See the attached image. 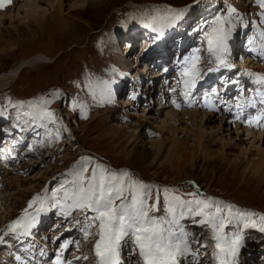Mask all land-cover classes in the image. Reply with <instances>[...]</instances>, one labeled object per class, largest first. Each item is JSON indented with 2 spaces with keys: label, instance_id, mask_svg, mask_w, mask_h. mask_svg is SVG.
<instances>
[{
  "label": "rangeland",
  "instance_id": "374dc122",
  "mask_svg": "<svg viewBox=\"0 0 264 264\" xmlns=\"http://www.w3.org/2000/svg\"><path fill=\"white\" fill-rule=\"evenodd\" d=\"M23 1L11 0L0 10H10L14 4ZM52 1L55 3L51 4V0H34L31 6L36 7L38 12L30 17L20 15L14 22L5 20L0 24V73H7L23 60L40 57L34 65L22 66L13 83L0 90V123H6L5 127L9 128L13 126V121L39 116L43 107L56 117L55 123L44 119L41 137L34 146H18L32 147L30 154L24 157L20 155V159L9 162L12 166L0 169V237L3 238L0 254L7 249L4 243L13 235L7 231L8 225L24 214L33 197L38 194L50 197L63 181L71 179L67 175L69 171L80 166L91 170L96 165H102L117 174L126 171L132 179L152 186L143 191L149 193L147 204L156 206L150 215L158 219L167 216L172 197L192 199L189 193H197L200 198H210L221 205H233L243 212L264 214V176L251 170L257 162V150L264 151V141L250 144L245 135L248 131H260L264 136V120L259 121L262 126L256 125L258 128L245 123L246 116L258 114L256 109L250 107L245 108L240 120L235 119V105L240 98H233L235 93L224 96L225 92L209 90V87L206 89L209 85L199 83L210 72L209 67H216L214 60L211 64L208 62L207 45L202 40L201 29L206 28L215 16L224 15L229 8H235L239 19L234 18L236 26L227 54V62L231 67H220L215 72H223L222 79L228 76L227 82L231 84L235 81L242 85L247 80V87L253 92L240 90L236 97L244 93L245 100H260L257 92H264V84L256 80L258 76H264V57L259 55L264 45V38L260 35L264 32V23H261V9L255 0H62L61 4ZM210 8H215V11L203 15ZM169 10L184 11L174 26L169 27L167 20H161L147 31L149 34L151 32L153 38L160 31L153 34L151 28L161 29L165 37L175 32L173 37H176L170 47L171 58L163 60L157 67L159 72H163L158 78H161L164 86L156 97L158 102L162 100L163 103L155 105L144 102L145 95L151 93V86L148 85L150 72L143 65L148 60L143 58L144 55L147 57L149 40L153 38L141 36L139 32L129 41L128 31L133 29L136 34L130 23H149L152 17H164ZM194 18L197 22L192 24L190 21ZM187 22L191 26L184 38L192 39L193 42L187 43L181 51L176 50V39L181 33L174 30L177 27L184 29ZM241 27L245 31V38H241L238 32ZM249 40L255 42L249 44ZM195 49H200L201 79L192 89L191 95L185 98L181 95L184 91L181 71L184 59L191 56ZM243 62L244 69H241ZM137 63L141 67L136 68ZM233 68V73L227 75L226 71ZM219 88H223L221 84ZM200 90L208 93L218 91V96L209 102L211 97L204 96L201 101L198 99ZM174 100L180 105L179 108L173 104ZM256 100L253 102L257 103ZM44 101L50 103L45 105ZM205 104L214 106L210 115L213 121L202 125L201 130L214 132L206 133L204 159L191 160L182 167L176 165L178 158L170 156L172 139L180 133L174 135L171 130L163 132L155 119L149 120L148 125L135 126L137 116L143 113H153L156 118H162L166 111L186 115L193 110L202 116ZM194 117L191 116L192 119ZM219 124L220 129L217 128ZM189 128L193 132L197 129L194 126ZM235 128H238L239 133ZM13 135L9 134L8 137ZM193 138L194 134L191 133L188 139L192 141ZM224 141L230 142L232 148L223 149ZM221 157L225 158L222 162L216 160ZM83 158H91V162ZM7 178L11 181L8 182ZM165 189L169 191L165 192ZM37 206L34 205L28 211L34 212ZM45 213V218H65L54 208ZM69 218L73 219L69 227L76 228L69 230L63 227L61 230L65 223L63 219L57 218L54 224L60 220L59 225L42 231L43 234H49L45 240L37 242L38 236L22 239L28 240V247L32 246V241H36L37 246L43 244L40 251L47 250L51 254V261L62 251L61 246L66 241L70 242L68 251L65 249L67 254L62 257L64 261H71V264H96L93 253L96 237L90 236L85 240L83 214L74 212ZM253 219L257 224L261 223L258 217ZM77 220L81 224H77ZM182 223L191 233L190 239L199 243L192 244L193 251L198 252L197 258H181L180 264H216L211 227L194 224L190 218ZM97 230L93 228L92 232ZM50 231L53 234L44 233ZM225 232L229 235L240 232L243 236L235 264H258L253 252L257 247L264 249V232L256 227L243 228V222L227 227ZM58 235L63 236V239L58 238ZM44 241H47L46 245ZM8 242H13V239ZM132 249L130 240L122 243V264H139L138 258L131 255ZM78 256H87L88 260L75 259ZM8 258V264L15 263L9 254ZM186 260H189L188 263ZM34 264L44 263L42 260Z\"/></svg>",
  "mask_w": 264,
  "mask_h": 264
},
{
  "label": "snow or ice",
  "instance_id": "6c2138e0",
  "mask_svg": "<svg viewBox=\"0 0 264 264\" xmlns=\"http://www.w3.org/2000/svg\"><path fill=\"white\" fill-rule=\"evenodd\" d=\"M260 11L261 23H264V0H255ZM11 0H0V8L10 4ZM184 10L169 13L164 16H154L145 27H153L161 20H167V26H174L181 18ZM234 18L239 19L235 8H229L224 15L215 16L202 28V40L206 42L208 62L216 64L215 68L209 67L208 71H217L220 67H231L227 62L229 53V41L235 29ZM154 31L161 29L153 28ZM264 38V32L260 33ZM254 40H249L253 44ZM200 49H195L191 56L184 59L181 71V83L184 91L181 93L185 98L191 95L192 89L201 79L199 61ZM264 57V45L259 53ZM249 75H252L249 73ZM257 83L264 84V76H258ZM173 91H176L173 89ZM260 104L264 105V92H257ZM45 105L50 101H44ZM173 104L180 107L176 101ZM246 107H255L251 99L245 103H237L235 119L240 120L244 116ZM231 111V108L228 109ZM2 114V113H0ZM41 119H47L53 123L56 121L55 114L46 107L41 108ZM86 118V117H85ZM264 120V108L257 115L249 114L244 118L248 125L261 126L259 121ZM59 139V135H57ZM91 162V158H83ZM70 180H65L60 187L52 192L50 197L37 195L29 202L24 214L8 225L7 231L16 238L31 235V229L37 223L41 213L51 209H57L58 213L65 218L71 217L74 212L83 214L85 223L82 225L84 238L95 236L93 253L96 264H122L120 250L122 243L130 240L133 249L131 255L137 257L139 264H180L181 258L192 256L196 259L198 252H194L193 243L185 225V219H191L194 224L209 225L213 230L212 239L215 241L214 257L216 264H235L236 257L242 247L243 236L240 232L229 235L225 229L233 224L243 222V228L256 227L264 232V214L255 212H243L235 209L233 205L212 201L210 198H200L197 193H189L192 199L184 200L180 197H172L167 208V216L156 218L150 212L156 210L155 204L148 205L149 193L143 191L152 186L143 184L131 178L130 174L123 171L119 174L110 172L102 165H96L91 170L86 166L74 167L67 174ZM165 189V192H168ZM62 193V195H61ZM119 201V203H117ZM38 206L34 212H29L34 205ZM91 213L92 215H89ZM199 217V219H197ZM253 217L261 221L257 224ZM81 224L80 220L76 221ZM97 228L96 232H92ZM0 242L3 238L0 237ZM70 242H65L62 251L56 256L54 264H71V261H63V250L67 249ZM207 247V245H201ZM20 260V257H16ZM75 259L88 260L87 256L75 257Z\"/></svg>",
  "mask_w": 264,
  "mask_h": 264
},
{
  "label": "bare ground",
  "instance_id": "6f19581e",
  "mask_svg": "<svg viewBox=\"0 0 264 264\" xmlns=\"http://www.w3.org/2000/svg\"><path fill=\"white\" fill-rule=\"evenodd\" d=\"M90 1H92V0H90ZM33 2H34V0H25L22 3H18L17 2L16 4H14L15 6L13 5V7L10 10H5V9L0 10V24H3L5 22V20H8L10 22H14V20L19 19L20 15H22L23 17H30L32 14H35L38 11L35 10L36 7H34V6L32 7L31 6ZM59 2L61 4L62 0H56V3H59ZM54 3L55 2L51 0V4H54ZM15 7H17L16 12L14 14H11L15 10ZM136 22L135 23L132 22V23H130V25H132V28L133 27L135 28V31H137V30L141 31V33H140L141 36H145V35L149 36L151 34V32H150V34L147 32L148 30H150V27H145V24L148 23L147 21H139L137 23ZM130 49L128 50V53L130 52ZM39 59H40V57H35V58L29 59V60H23L20 63H18L14 68L10 69L7 73L6 72L0 73V90L8 87L11 84V82L15 79V77L18 75V73H20L19 69L21 68V66L34 65L35 63L38 62ZM143 59H145L147 61L148 57H145V55H144ZM135 65H136V67L137 66L141 67L140 63H137ZM143 65H144V67L146 69L149 68V66L147 65L146 62H144ZM242 65H244V62L242 63ZM200 82H203V81H200ZM223 95L225 96L226 93H223ZM217 96H218V93H215V95H213V97H211V99H209L207 102L213 101L214 99H216ZM147 98H149V97H147ZM239 98H240V100L237 101L236 104L238 102H241V103H245L246 102L245 99H244L245 98V94L244 93L242 95H240ZM198 99H201V101H202L201 97H199ZM212 104H208V105L205 104V106L203 108H206V109L204 110V115H202V116L200 114H198L197 111H193V110L190 111V112L188 111L187 113L184 112L186 115H179L180 113L178 114V113H175V112L166 111L162 118H156L153 115V113H151V114L150 113H148V114L143 113V114H140V115L137 116V119L135 121V126L148 125L149 122H150L149 120L155 119L157 121V123L160 124L159 127H162L161 130L162 131L164 130L163 132H165L166 130L167 131L171 130L170 132L173 133L174 135L176 133H180V135H175L174 136L175 138L172 139L173 144H172V149H171L170 156L178 158L179 161L176 162V165L182 167L183 165L189 163L191 160L192 161H198L200 158L202 160L204 159L205 151L203 149V143H204V139L206 138V133H212L214 131L213 130H211L212 132L211 131H204V130L202 131L201 127H202V125H206L209 122L213 121L212 117L210 116L211 113H212L211 111H213L212 109L214 108V106ZM262 108H264V107L260 106V109H262ZM191 116H195L194 119H192ZM185 117H186V119H185ZM254 124L251 126L252 128L254 126L257 127L256 124L255 125ZM188 125L192 126V127L193 126L197 127V129L193 132V130H191V128H189ZM178 126H181V128H178ZM261 126H262V124H261ZM207 127L210 128L209 126H207ZM217 128L218 129L221 128L220 124L218 125ZM260 129L261 128H259V130ZM235 131L237 133H239L238 132V128H235ZM191 133L194 134V138L192 139V141L190 139H188ZM257 133H253L251 131H248L245 134L247 136V139L250 142V144L254 143V141H257V142H260L262 140L264 141L263 134L260 131H258ZM228 141H231V140H228ZM228 141H224L223 142V149H229L231 143L228 142ZM20 145H27V143H25V144L13 143V145H11L9 147V150L14 155L16 154L18 156L20 154V152L22 153V150L25 148V147L24 148L18 147ZM230 148H232V147H230ZM255 154H256V156H258L257 157V162L253 164V167H252L251 170H253V172H255V173H259V174L261 173L264 176V151L257 150V152ZM21 155L23 157L27 156L28 152L26 154H21ZM222 155H223V153H222ZM18 159H20V157H17L15 160H18ZM224 159L225 158L221 157L219 159L217 158L216 160L217 161L220 160L219 162H222ZM9 162H11V161H9ZM9 162L4 164L2 167L3 168H7V167L12 166L11 164H9ZM218 165H219V163H218ZM7 181L9 182V181H11V179H8ZM65 221L66 220H63V223H65ZM42 228H43L42 230H44L43 226H42ZM44 233H52L53 234V232H51V231L50 232H44ZM41 234H43V233H41ZM41 234L34 235V236H38L37 239H36L37 242L39 240H45L46 237L49 235V234H43V235H41ZM34 236L33 235L32 236L29 235L28 237H34ZM51 236H53V235H51ZM57 237L60 238V239H63V236H61V235H58ZM12 239H13V242H11V244L13 246H10V248L5 249V251L4 252L2 251V253L0 254V264L1 263L2 264H8V260H7V259H9L8 258V254L11 256V252L15 251V250H13V247H16L17 245L21 244L22 241H23L22 239L16 238V237H14ZM35 242L32 241L33 244ZM44 242H45V244L47 243V241H44ZM68 245H70V244H68ZM30 247H32V246H30ZM30 247H29V249H33V248H30ZM67 251H68V249H67ZM67 251L65 252L64 255L67 254ZM13 258H14L15 263H10V264H18L17 261H19V260H17L15 256ZM10 259H11V257H10ZM22 261H24V260H22ZM54 262H55V259L53 261H51L50 260V256H48L47 259L43 258V263L44 264H54ZM20 264H30V263L29 262H20ZM258 264H262V263H258Z\"/></svg>",
  "mask_w": 264,
  "mask_h": 264
},
{
  "label": "water",
  "instance_id": "95a60500",
  "mask_svg": "<svg viewBox=\"0 0 264 264\" xmlns=\"http://www.w3.org/2000/svg\"><path fill=\"white\" fill-rule=\"evenodd\" d=\"M21 67H22V66H21ZM20 69H21V68H20ZM20 69H19V70H20Z\"/></svg>",
  "mask_w": 264,
  "mask_h": 264
}]
</instances>
